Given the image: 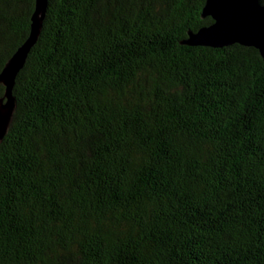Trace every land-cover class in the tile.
Returning a JSON list of instances; mask_svg holds the SVG:
<instances>
[{"label": "trees", "instance_id": "obj_1", "mask_svg": "<svg viewBox=\"0 0 264 264\" xmlns=\"http://www.w3.org/2000/svg\"><path fill=\"white\" fill-rule=\"evenodd\" d=\"M35 3L0 0V72ZM205 3L49 0L0 142V264H264V59L185 44Z\"/></svg>", "mask_w": 264, "mask_h": 264}, {"label": "water", "instance_id": "obj_2", "mask_svg": "<svg viewBox=\"0 0 264 264\" xmlns=\"http://www.w3.org/2000/svg\"><path fill=\"white\" fill-rule=\"evenodd\" d=\"M48 2L36 0L29 36L0 72V84L5 86V93L0 97V142L8 132L16 109L13 88L17 75L39 39ZM206 17H211L213 22L197 31L189 30L185 44L222 48L237 43L258 49L264 59V4L260 0H206L202 18Z\"/></svg>", "mask_w": 264, "mask_h": 264}, {"label": "rangeland", "instance_id": "obj_3", "mask_svg": "<svg viewBox=\"0 0 264 264\" xmlns=\"http://www.w3.org/2000/svg\"><path fill=\"white\" fill-rule=\"evenodd\" d=\"M260 1H261V0H260ZM261 3H263V4H264V2H262V1H261ZM14 112H15V111H14Z\"/></svg>", "mask_w": 264, "mask_h": 264}]
</instances>
